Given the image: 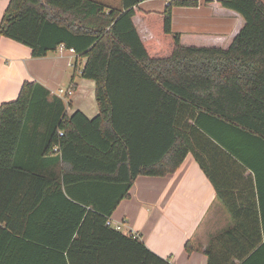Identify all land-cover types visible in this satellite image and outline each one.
<instances>
[{"label": "trees", "instance_id": "obj_1", "mask_svg": "<svg viewBox=\"0 0 264 264\" xmlns=\"http://www.w3.org/2000/svg\"><path fill=\"white\" fill-rule=\"evenodd\" d=\"M121 1L116 9L95 0H9L0 20V35L26 45L32 57L72 49L85 58L82 77L95 81L92 119L78 110L67 116L63 100L34 81L0 105V187L66 192L71 248L95 254L86 264H106L110 251L108 264H125L123 252L154 256L106 224L138 175L172 173L188 152L210 179V158L226 155L254 171L264 162V0L216 1L243 20L226 48L183 45L172 32V8L198 0H168L162 12ZM140 24L151 37L142 38ZM145 111L164 132L163 151L150 162L138 156ZM32 142L40 144L36 165ZM53 147L56 158L44 159ZM59 159V173L46 175L44 165ZM90 185L97 195L74 192ZM226 206L233 224L210 239L207 264H264L263 198L259 212Z\"/></svg>", "mask_w": 264, "mask_h": 264}, {"label": "crops", "instance_id": "obj_2", "mask_svg": "<svg viewBox=\"0 0 264 264\" xmlns=\"http://www.w3.org/2000/svg\"><path fill=\"white\" fill-rule=\"evenodd\" d=\"M8 1L0 0V20ZM95 1L122 8L121 0ZM167 1L141 0L137 6L147 12H162ZM216 1L198 0L197 6L172 8L171 30L182 34L183 45H229L243 20L219 7ZM140 29L142 38L151 37L143 24ZM84 63L85 58L63 46L43 57H32L26 45L0 35V105L14 100L22 83L34 81L63 100L67 116L78 110L92 119L98 114L95 81L82 77ZM59 89L72 90V94H58ZM188 114L186 108L185 122ZM150 115L142 113L146 118L140 127L142 144L138 156L144 162L155 160L163 151V126L149 122ZM39 147V142L28 146L29 162L35 165L41 163ZM57 152V147H53L44 159H55ZM61 164L60 159L58 163L45 164L43 172L59 173ZM206 165L212 179L188 152L174 172L164 176L138 175L134 179L129 196L117 204L109 220L112 225H119L120 231L132 233L154 256L118 254L125 264H207L210 239L233 224L226 204L233 210L238 206L242 211L261 210L263 161L255 163L258 175L256 170L226 155L210 158ZM74 192L93 196L97 195V188L90 185ZM64 193L63 198L52 190L0 187V264H86L95 256L84 253L82 248H71ZM213 245H219V241ZM113 256L112 251L105 253L106 264Z\"/></svg>", "mask_w": 264, "mask_h": 264}, {"label": "built area", "instance_id": "obj_3", "mask_svg": "<svg viewBox=\"0 0 264 264\" xmlns=\"http://www.w3.org/2000/svg\"><path fill=\"white\" fill-rule=\"evenodd\" d=\"M60 46H63V45H60ZM64 47V46H63ZM71 51H73L72 49H70ZM63 93H66L67 95H70V94H72V90H68V91H66V92H64V90H62V89H59L58 90V94H63ZM106 224L107 225H109V226H112L113 228H115V229H117V230H120V226L119 225H112L111 224V222H110V220H107V222H106ZM132 234V233H131ZM133 235V234H132Z\"/></svg>", "mask_w": 264, "mask_h": 264}]
</instances>
